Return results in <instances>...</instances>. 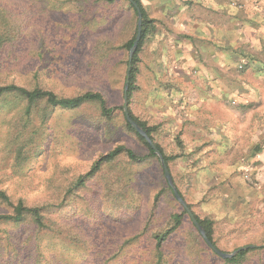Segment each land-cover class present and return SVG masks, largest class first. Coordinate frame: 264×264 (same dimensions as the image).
<instances>
[{
  "label": "rangeland",
  "instance_id": "rangeland-1",
  "mask_svg": "<svg viewBox=\"0 0 264 264\" xmlns=\"http://www.w3.org/2000/svg\"><path fill=\"white\" fill-rule=\"evenodd\" d=\"M48 1L0 0L3 33L18 35L0 55V85L37 83L61 97L98 92L115 112L106 121L96 104L74 111L40 105L24 122L22 108L0 111L1 189L30 204L60 205L44 229L2 227L0 264H155L151 236L174 205L163 194L147 225L163 179L119 110L129 55L118 48L134 36L137 17L123 0ZM141 2L154 30L138 55L129 109L171 157L169 173L192 215L212 221L215 247L231 254L256 246L239 264H264V48L245 46L243 0ZM212 28L222 33L211 39ZM237 31L233 41L224 33ZM227 38L234 49L212 59L210 49ZM118 146L148 157L145 164L131 169L120 157L66 196ZM123 193L132 200L120 206L112 199ZM161 264L228 263L202 245L188 216L163 244Z\"/></svg>",
  "mask_w": 264,
  "mask_h": 264
},
{
  "label": "trees",
  "instance_id": "trees-1",
  "mask_svg": "<svg viewBox=\"0 0 264 264\" xmlns=\"http://www.w3.org/2000/svg\"><path fill=\"white\" fill-rule=\"evenodd\" d=\"M83 3H92V4H105L113 6L117 4L121 0H79ZM125 1L127 8L132 11L133 16L137 17V10L132 2H134L139 9L142 15V29H141V37L137 45L136 51L133 53L132 59L129 62V52L135 41V37L137 34V29L135 28L134 36H132L129 40L124 42L118 49L125 52L127 54V61L125 63V76L124 79L126 81L127 71H129V86L127 91V110L129 116L135 121L147 134L150 140L155 145L156 149L161 153L163 160L169 171V161L170 158L167 156L163 148L155 142L153 134V127H148L145 123L136 119L131 110L129 109L130 105V97L133 90H135L136 78L139 71V52L141 50L142 44L145 41L146 37L154 30L153 20L147 16V13L142 5L141 0H123ZM74 0H49L48 6L53 7L55 5H65L64 7H69L73 4ZM68 4V5H67ZM3 26H6V23L2 21L0 23V55L6 48H10L12 45L17 44V36L13 34L12 36H8L6 32L3 33ZM124 96V94H123ZM88 104H96L98 106L99 115L102 119L106 121H111L115 110L113 108H109L104 100L103 96L98 92H84L78 94L73 97H61L55 94L53 91L46 90L42 88L39 84H34L31 87L20 86L14 83L0 85V109L5 110L8 107L17 106L21 113V118L23 121L31 118L32 111L38 108L40 105L43 108H48L50 111H53L57 108L74 111L78 110L79 108L83 107L84 105ZM48 109L47 112H48ZM123 116V122L125 128L135 134L137 138L146 146L148 149V157L157 161L159 169L161 171V177L163 179V190L158 192L154 195L152 199V206H151V213L149 216V220L147 221V225L152 222V218L155 217L157 208L159 206L160 200L162 199L163 194L167 196L169 202L173 201V211L168 213V224L164 228H158L153 234L152 239L154 241L153 247V254L155 258V264H161L162 262V246L168 239V237L174 234L182 225V221L184 217H188L187 212L178 204L176 201L171 188L169 187L163 169L160 164L159 158L155 155L154 151L150 148L148 143L145 141L143 137H141L138 133H136L128 124L125 119L123 108L119 109ZM26 119V120H25ZM123 157L130 164L131 169L135 165L145 164L146 159L148 157L138 156L132 150L125 148L124 146H118L115 149L111 150L110 152L100 156L97 158L93 164L91 165L89 171L83 175H81L73 185V187L68 191V195L72 194V191L76 188H83L87 185L88 182H91L99 176L102 172L103 167L113 163L118 158ZM130 179H126L125 183L128 184ZM175 184V182H174ZM176 186V184H175ZM176 190L178 191L179 195L183 200L184 197L181 191L176 186ZM122 196H119L116 199H112L113 201L117 202L120 206L131 202L132 198L127 197L125 193ZM171 199V200H170ZM49 203L45 205H34L26 202L23 198L19 197L14 199L11 195H9L5 190L1 189L0 187V238L2 235L7 234L5 229L2 227L8 226H20L29 224L36 229H44L46 228V224L50 222L52 219L51 214L53 209L60 207V205L52 204L51 200L47 201ZM172 203V202H171ZM188 208L190 209V205L187 204ZM194 218L197 222L203 227L205 234L208 240L215 246L213 241V228H212V221L209 219H200L196 215ZM192 227L196 230L194 225ZM198 237L202 243V245L211 251L208 248L206 243L204 242L203 238L200 236L198 231L196 230ZM252 249L242 250L238 252L234 257L231 259H225V262L228 264H239L243 258H245L246 254L250 252ZM213 253V251H211ZM215 254V253H214ZM216 255V254H215Z\"/></svg>",
  "mask_w": 264,
  "mask_h": 264
},
{
  "label": "water",
  "instance_id": "water-1",
  "mask_svg": "<svg viewBox=\"0 0 264 264\" xmlns=\"http://www.w3.org/2000/svg\"><path fill=\"white\" fill-rule=\"evenodd\" d=\"M132 2V0H130ZM133 5L135 6L136 10H137V34L135 37V41L133 42V45L130 49L129 52V62L132 59L133 53L136 51L137 49V45L138 42L140 40L141 37V29H142V15L139 11V9L137 8L136 4L134 2H132ZM130 69V68H129ZM127 71V76H126V81H125V85H124V96H123V111H124V115H125V119L128 122V124L130 125V127L136 132L138 133L141 137H143L145 139V141L148 143V145L150 146V148L154 151L155 155L158 156L159 160H160V164L161 167L163 169L164 172V176L165 179L169 185V187L171 188L173 195L176 199V201L178 202V204L187 212L192 224L194 225V227L196 228V230L198 231V233L200 234V236L203 238L204 242L206 243V245L208 246L209 249H211V251H213V253H215L217 256H219L222 259H231L232 257H234L238 252L242 251V250H248V249H253L256 248V246H246L240 249H237L235 252L231 253V254H227V253H223L222 251H220L219 249H217L207 238L205 231L203 229V227L197 222V220L194 218V216L192 215L191 211L189 210V208L187 207L186 203L184 202V200L181 198V196L179 195L178 191L176 190L174 184H173V180L171 178V175L168 171V168L165 164V161L162 158L161 153L156 149L155 145L153 144V142L150 140V138L147 136V134L145 133V131L135 122L132 120V118L129 116L128 114V110H127V91H128V86H129V70ZM264 248V246H263Z\"/></svg>",
  "mask_w": 264,
  "mask_h": 264
},
{
  "label": "crops",
  "instance_id": "crops-1",
  "mask_svg": "<svg viewBox=\"0 0 264 264\" xmlns=\"http://www.w3.org/2000/svg\"><path fill=\"white\" fill-rule=\"evenodd\" d=\"M243 5H244V11L242 13V17L244 19L247 20V22H245L246 24H244L245 28V34H246V39H243L245 42V46L250 48H254L256 49V47L258 48V50L260 52H262V48H264V0H243ZM221 7V6H220ZM230 24L229 20H227V24L226 26H224L225 28L229 27L228 25ZM220 27V26H219ZM200 28H198L199 30ZM243 30V31H244ZM200 31H198L199 34ZM212 32V37L210 36V38H216L217 34H221L222 31H218L215 28L211 29ZM225 34H230L232 35L230 37V39L233 41V35L238 34L239 32H233L232 34L229 32H224ZM202 34V37L204 36H208V32L205 31V34ZM211 34V33H210ZM209 38V37H207ZM228 39L227 38V42H223L221 43L222 47L220 48H213L210 49V51L212 52L211 54V58L212 59H218L219 57H222L223 55H225L224 50L227 51H231L232 49H234V45L232 43V45L230 43H228ZM257 39V40H256ZM250 44L248 46V44ZM253 43V46H251V44ZM226 44V48L224 47ZM255 46V47H254ZM224 49V50H223ZM251 50V49H250ZM259 59H261V55H259L258 57ZM217 61V60H216ZM215 64H217V62H214ZM192 112L196 111L197 109H191Z\"/></svg>",
  "mask_w": 264,
  "mask_h": 264
}]
</instances>
